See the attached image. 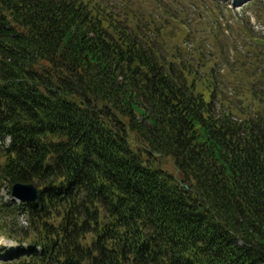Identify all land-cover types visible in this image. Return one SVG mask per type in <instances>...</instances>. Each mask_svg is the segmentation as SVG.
<instances>
[{
  "label": "trees",
  "instance_id": "16d2710c",
  "mask_svg": "<svg viewBox=\"0 0 264 264\" xmlns=\"http://www.w3.org/2000/svg\"><path fill=\"white\" fill-rule=\"evenodd\" d=\"M211 1L221 25L232 10ZM134 3L0 0V185L39 188L0 201L21 246L6 264H264V36L240 28L232 104L224 30L189 54L165 31L189 27L180 4Z\"/></svg>",
  "mask_w": 264,
  "mask_h": 264
},
{
  "label": "rangeland",
  "instance_id": "374dc122",
  "mask_svg": "<svg viewBox=\"0 0 264 264\" xmlns=\"http://www.w3.org/2000/svg\"><path fill=\"white\" fill-rule=\"evenodd\" d=\"M117 4L124 3L125 0H114ZM134 9L139 7H145L152 10L154 8L153 4L156 2H163L164 5L172 12L178 10L177 5L180 4L183 10V15L187 13V17L189 20V27H182V34L177 32L175 36H171L169 33L177 31L180 29L179 26L175 23H170L169 26L165 27V31L168 32L167 38L170 40L171 45L178 46L182 51L187 53H195L196 48L198 47L199 39L198 37H204L205 33L208 32L209 29L206 27L213 26L214 30L221 27V32L224 30L225 36H222L223 40L226 41L224 51L225 56H218V63L215 66L216 69V78L218 80V84L221 86L220 89L223 92V97L226 98L227 102H231L232 104H240L242 102V98L236 96V92L239 90L238 87L243 88L247 84H249L248 77L246 76V71H243L240 74H233L232 70L236 68L237 61L240 60V56L236 53V50H243L246 52L245 45V35L241 31L242 24L246 25L251 30L255 31L258 36H264V23H259L255 17V8H249L250 2L254 0H219L221 4L227 5L232 12H225V19L220 17L221 25L214 24V21H211L209 11L206 9L207 6H214L211 0H134ZM206 2V3H204ZM214 9V8H213ZM262 14L263 8L259 7ZM217 14V11L213 12ZM243 13L247 16L243 17ZM219 16V15H217ZM218 18V17H217ZM173 29V30H172ZM194 32L195 38L190 39L189 41H184L181 38L186 36L187 32ZM207 39V38H206ZM178 43L181 44H177ZM204 51L212 52L213 46L208 42H203ZM225 58V59H224ZM258 76H255V79H258ZM254 79V80H255ZM0 162H3V159L0 157ZM171 168L170 165L167 166ZM173 170V168H172ZM174 171V170H173ZM11 203V207L13 205V198L11 195V187L9 184L0 185V201ZM17 202V201H16ZM18 220V221H17ZM14 223V220H7V222H2L3 227L7 224L8 228L10 225ZM15 223L22 224L26 226V219L22 213L17 215ZM2 227V228H3ZM2 231V230H1ZM17 238L13 235V232H9V230L2 231L0 233V264H6L8 262L7 258H4V253L7 249L16 250L20 245L16 242ZM27 244H24V247H27ZM12 260V259H11ZM10 260V261H11ZM13 261V260H12Z\"/></svg>",
  "mask_w": 264,
  "mask_h": 264
},
{
  "label": "water",
  "instance_id": "95a60500",
  "mask_svg": "<svg viewBox=\"0 0 264 264\" xmlns=\"http://www.w3.org/2000/svg\"><path fill=\"white\" fill-rule=\"evenodd\" d=\"M12 197L23 203H35L39 198V189L35 183H16L11 189Z\"/></svg>",
  "mask_w": 264,
  "mask_h": 264
}]
</instances>
